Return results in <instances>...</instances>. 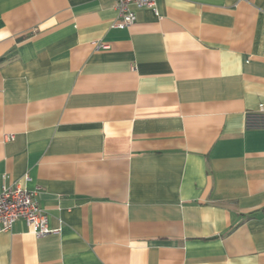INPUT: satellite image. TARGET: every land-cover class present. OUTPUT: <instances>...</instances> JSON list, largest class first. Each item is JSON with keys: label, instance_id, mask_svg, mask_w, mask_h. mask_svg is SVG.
Returning <instances> with one entry per match:
<instances>
[{"label": "crops", "instance_id": "obj_1", "mask_svg": "<svg viewBox=\"0 0 264 264\" xmlns=\"http://www.w3.org/2000/svg\"><path fill=\"white\" fill-rule=\"evenodd\" d=\"M133 10L0 0V264H264V0Z\"/></svg>", "mask_w": 264, "mask_h": 264}, {"label": "built area", "instance_id": "obj_2", "mask_svg": "<svg viewBox=\"0 0 264 264\" xmlns=\"http://www.w3.org/2000/svg\"><path fill=\"white\" fill-rule=\"evenodd\" d=\"M157 0H116L119 10L117 26H129L136 20L133 7H155ZM18 220H24L37 236H45L53 229L48 224V214L40 206L36 190L20 184H5L0 189V231H9Z\"/></svg>", "mask_w": 264, "mask_h": 264}, {"label": "trees", "instance_id": "obj_3", "mask_svg": "<svg viewBox=\"0 0 264 264\" xmlns=\"http://www.w3.org/2000/svg\"><path fill=\"white\" fill-rule=\"evenodd\" d=\"M3 59H5L4 57L0 59V61H2Z\"/></svg>", "mask_w": 264, "mask_h": 264}]
</instances>
